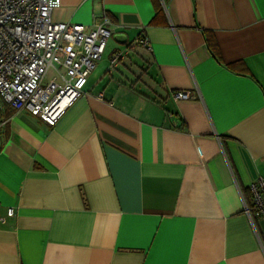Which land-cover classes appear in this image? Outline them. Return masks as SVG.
I'll use <instances>...</instances> for the list:
<instances>
[{
  "label": "crops",
  "instance_id": "1",
  "mask_svg": "<svg viewBox=\"0 0 264 264\" xmlns=\"http://www.w3.org/2000/svg\"><path fill=\"white\" fill-rule=\"evenodd\" d=\"M103 16L104 53L54 126L0 100V264H264V216L247 212L264 176V0L50 14L87 29Z\"/></svg>",
  "mask_w": 264,
  "mask_h": 264
},
{
  "label": "built area",
  "instance_id": "2",
  "mask_svg": "<svg viewBox=\"0 0 264 264\" xmlns=\"http://www.w3.org/2000/svg\"><path fill=\"white\" fill-rule=\"evenodd\" d=\"M60 5L61 0H0V100L48 126H54L82 94L113 32L106 16L90 29L53 22L51 11ZM138 45L151 51L146 38H139ZM127 52L110 56V70ZM172 98L194 100L196 96L182 90L173 92ZM249 190L253 207L248 214L264 216V176ZM13 214L12 209L7 211V217Z\"/></svg>",
  "mask_w": 264,
  "mask_h": 264
},
{
  "label": "trees",
  "instance_id": "3",
  "mask_svg": "<svg viewBox=\"0 0 264 264\" xmlns=\"http://www.w3.org/2000/svg\"><path fill=\"white\" fill-rule=\"evenodd\" d=\"M208 47H209L210 51L212 52V54H213L215 57H217V54H216V52H215V50H214L212 44L209 43V44H208Z\"/></svg>",
  "mask_w": 264,
  "mask_h": 264
}]
</instances>
